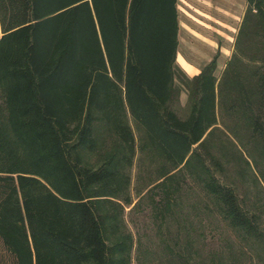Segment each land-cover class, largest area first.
<instances>
[{"label": "trees", "instance_id": "obj_1", "mask_svg": "<svg viewBox=\"0 0 264 264\" xmlns=\"http://www.w3.org/2000/svg\"><path fill=\"white\" fill-rule=\"evenodd\" d=\"M245 3L238 34L249 23L264 40V0ZM177 31L176 0H0V264H125L122 242L107 243L103 206L129 203L127 119L173 168L216 123L211 64L191 79L186 118L167 107ZM260 58L243 87L255 133L264 132ZM99 126L119 145L92 166L81 152L97 150ZM205 186L230 224L247 228L233 193Z\"/></svg>", "mask_w": 264, "mask_h": 264}, {"label": "rangeland", "instance_id": "obj_2", "mask_svg": "<svg viewBox=\"0 0 264 264\" xmlns=\"http://www.w3.org/2000/svg\"><path fill=\"white\" fill-rule=\"evenodd\" d=\"M222 4L218 47L223 46V55L218 50L210 60L205 57L196 63L201 69L213 66L218 89L216 123L201 143L192 146L188 165L171 167L146 143L133 120L127 119L135 138L134 155L126 168L129 203L112 199L116 205L103 206L111 214L106 222L107 243L111 247L122 242L125 264H264V132L255 133L242 112L253 106L246 104L243 87L248 84L245 79H255L253 72L262 63L264 40L254 34V25L249 23L250 34H238L245 0H222ZM202 5V0H176V50L184 56L190 57L191 52L197 56L204 50L189 27L202 35L213 32L195 19L206 18L198 12ZM172 72L167 107L184 119L195 99L194 84L176 59ZM97 129V150L81 152L92 166L100 164L99 154L112 152L119 145L108 138L104 127ZM207 181L233 193L247 228L230 224L222 203L207 191ZM111 251L115 259L113 248Z\"/></svg>", "mask_w": 264, "mask_h": 264}, {"label": "crops", "instance_id": "obj_3", "mask_svg": "<svg viewBox=\"0 0 264 264\" xmlns=\"http://www.w3.org/2000/svg\"><path fill=\"white\" fill-rule=\"evenodd\" d=\"M202 1L204 2V5L201 6L202 9L198 8V12L201 13L204 17H206L209 21L206 18H204L203 21L198 18L195 19L199 22H202L204 26H207L212 29L214 33L208 30L206 31V34L202 35L196 30H193L189 27V30L192 31V35L195 37V39H197V41H200V43L204 45V50L198 52L197 56L195 55L196 52H191L190 57L184 56L177 50L175 53L177 54V57L175 56V59L179 62V65L191 78L197 76L201 71V67H198V65H196L199 60H202L205 57L208 58H206L207 61L210 60L214 54L218 53V50L219 54L223 55V46L218 47V32L222 33L223 25L224 7L222 4V0Z\"/></svg>", "mask_w": 264, "mask_h": 264}]
</instances>
